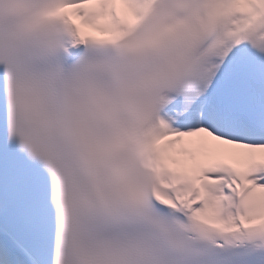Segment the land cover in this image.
Returning <instances> with one entry per match:
<instances>
[{
	"label": "snow or ice",
	"instance_id": "obj_1",
	"mask_svg": "<svg viewBox=\"0 0 264 264\" xmlns=\"http://www.w3.org/2000/svg\"><path fill=\"white\" fill-rule=\"evenodd\" d=\"M0 264H264V0H0Z\"/></svg>",
	"mask_w": 264,
	"mask_h": 264
}]
</instances>
